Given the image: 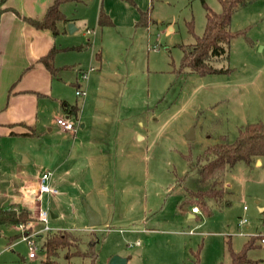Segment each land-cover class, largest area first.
Here are the masks:
<instances>
[{
    "label": "rangeland",
    "instance_id": "obj_1",
    "mask_svg": "<svg viewBox=\"0 0 264 264\" xmlns=\"http://www.w3.org/2000/svg\"><path fill=\"white\" fill-rule=\"evenodd\" d=\"M134 2L73 0L63 5L69 20L57 42L74 48L56 62L69 66L58 73L63 81L78 75L79 87L65 88V97L79 107L72 118L77 135L43 126L37 138L22 140L20 146L35 161L33 172L50 169L54 180L63 178L70 195H44L48 230L39 221L35 227L43 229L41 234L73 231L82 250L94 244L96 264H108L114 255L127 258L126 264H193L197 251L199 264L228 263V247L238 250L250 236H264V156L260 163L240 161L226 168L207 212L199 209L189 218L188 212L177 211V204L189 191L206 188L196 165L206 147L233 142L248 123L264 126V0H246L233 10L230 28L245 33L232 40L228 57L215 63L226 71L206 75L186 71L181 59L185 46L204 31L206 7L219 12L220 0ZM100 6L112 12V25L98 23ZM142 9L150 20L137 26ZM77 89L84 94L75 96ZM56 107L51 105L52 117ZM83 122L96 126L95 132L80 128ZM104 126L110 131L99 130ZM191 128L193 138H187ZM90 143L104 145H98L95 157ZM69 151L68 162L55 168ZM83 200L98 214V226L88 227ZM243 218L246 222L240 223ZM15 227L0 225V264H42V237L33 236L31 259V248ZM247 257L246 264H264L260 238ZM70 263L86 260L73 257Z\"/></svg>",
    "mask_w": 264,
    "mask_h": 264
},
{
    "label": "crops",
    "instance_id": "obj_2",
    "mask_svg": "<svg viewBox=\"0 0 264 264\" xmlns=\"http://www.w3.org/2000/svg\"><path fill=\"white\" fill-rule=\"evenodd\" d=\"M53 1L6 0L5 6L10 8V10L5 11L0 18V208L17 205L29 210L32 214L35 210L38 211L39 207L43 209L41 200L39 202L35 194L37 180L42 173L50 171V187L66 192V194L53 195L44 193L41 198L44 195L67 197L70 193L67 187H63V178L54 180L50 169L32 171L34 168L31 169L30 165H32L31 163L34 165L35 161L25 151L26 147L22 148L20 146L22 140H34L40 134L38 128L40 129L43 126H48L49 131L53 130V126H57L61 133L70 132L74 137L77 135L76 130H63L56 122L57 118L64 116L74 119V117L68 114L70 106H76L79 111L77 102L72 104L65 97V88L68 85H76V88L79 87L78 75L76 73L75 77L68 76V79L63 81V77L58 76V73L61 72V69H66L69 66L56 62L58 55L68 49L74 48V46L70 48L57 42V34L59 32H66L65 22L69 20L65 16L63 5L73 0L64 2L60 6L66 21L58 24L59 32L56 35L47 29H37L23 19L24 17L41 18ZM100 8L111 19L112 12L110 15L105 9L107 7L103 8L100 6L97 20ZM135 17L136 14L134 12L130 13V18ZM52 49L54 50L52 59L54 71H50L39 60L40 57L45 56ZM74 95L78 96L75 91ZM54 103H56L57 107L55 116L52 117L50 114L51 105ZM79 127L84 130L88 127L89 131L95 132L96 126H86V123L83 122L79 124ZM99 130L109 132L110 126H104L102 129L99 128ZM81 136L85 135L81 134ZM98 145L104 147L103 144L98 143ZM98 145L95 146L93 143L89 145L92 148L93 152L91 155L93 157L98 155L96 150L99 147ZM22 152H26L27 156H23L22 160H20ZM107 153L110 152L107 151ZM69 156L70 151L64 157L66 161L64 162L60 158V161L56 162L54 167L62 168L68 162ZM256 162L260 163V160L258 159ZM95 164L97 165L96 161ZM98 170L96 169V171ZM64 174H68L67 169H65ZM80 189L82 193L83 191L86 193L85 189L81 187ZM260 209L262 210V208ZM186 212L189 213V218L196 217L198 213L191 212L190 208H187ZM50 215L53 218L58 216L54 213H50ZM35 221H38L37 218L28 224L27 228L31 227L34 230L32 232L35 235L39 233L38 236L41 237L43 229L41 227L36 228ZM15 228L16 230L19 229L17 226ZM8 240L11 242V239ZM29 258L33 259L35 256Z\"/></svg>",
    "mask_w": 264,
    "mask_h": 264
},
{
    "label": "trees",
    "instance_id": "obj_3",
    "mask_svg": "<svg viewBox=\"0 0 264 264\" xmlns=\"http://www.w3.org/2000/svg\"><path fill=\"white\" fill-rule=\"evenodd\" d=\"M67 1L69 0H54L39 19L28 17L23 19L37 29H47L56 35L59 32L58 24L66 21L60 6ZM245 1L220 0L222 9L219 12H214L206 7V23L202 35L197 37L194 43L185 46L183 50L181 65L186 68V71L199 75L226 71L223 68L216 67L215 63L227 58L232 40L245 33V29L232 30L230 28L233 10L239 3ZM131 2L135 4L133 0ZM5 3L6 0H0V18L5 11L10 10L5 6ZM149 20L148 10H139V19L136 21V25H147ZM98 23L100 25H112L111 19L102 8H100L98 14ZM53 54L54 50L52 49L48 54L39 58L50 71L55 69L52 66ZM77 112L78 108L76 106L68 108V114L74 118L77 116ZM262 156H264V126L261 122L248 123L238 129V134L231 143L221 141L206 147L196 157L198 163L196 165L200 168L201 180L206 188L189 191L188 195L179 201L178 211L185 213L188 207H190V210L192 207H197L207 212V201L217 198L219 190L217 191L216 188H221V178L226 168H230L240 161L249 165ZM34 220L35 217L29 210L17 205L0 208V225H26ZM31 230V227L26 228L27 232H31ZM41 235V250L44 254L42 264H71L70 259L73 257L86 260V263L81 264H96L97 251L94 244H90L86 250H82L80 248L81 238L73 231L56 229L46 231ZM263 237L261 234L250 236L238 250L228 247L229 262H221L220 264H246L250 262L247 257L248 250L255 247L257 238L261 240ZM193 264H199L198 251L194 254Z\"/></svg>",
    "mask_w": 264,
    "mask_h": 264
},
{
    "label": "built area",
    "instance_id": "obj_4",
    "mask_svg": "<svg viewBox=\"0 0 264 264\" xmlns=\"http://www.w3.org/2000/svg\"><path fill=\"white\" fill-rule=\"evenodd\" d=\"M75 93H76V95L81 96V95L84 94V91L77 89L75 91ZM56 122H57L58 126L60 128H62L63 130H75L76 122L73 121L68 116L57 118ZM50 176H51V172L50 171H46V172L42 173L39 176L38 180H37V186H36L35 194H36V198H37V200L39 202L41 200V196L44 193H50V194H53V195L66 194V192L58 191V190L50 187V185H49ZM243 208L246 209L245 206ZM198 211H199V209L197 207H192L191 208V212H198ZM36 218H37L38 221L44 223L45 224V229L48 230L47 223H48V220H49V211L47 209H44V208L42 209V208L39 207L38 211H37V214H36ZM244 222H246V218H243V219L240 220V223H244ZM27 226L28 225H25V224H19L18 225V227H19V229L21 231V240L28 242V244H29V246L31 248V251L29 252V257H33V256H35V254L33 252V244L34 243H33L32 238L35 235V233L27 232L26 231ZM261 241L264 242V237L261 239Z\"/></svg>",
    "mask_w": 264,
    "mask_h": 264
},
{
    "label": "water",
    "instance_id": "obj_5",
    "mask_svg": "<svg viewBox=\"0 0 264 264\" xmlns=\"http://www.w3.org/2000/svg\"><path fill=\"white\" fill-rule=\"evenodd\" d=\"M68 30L69 32H72L74 30V26L72 24L68 25ZM110 68H113V65H111ZM187 138H193V130L192 128L190 129L189 134L187 135ZM83 206L85 209V213L88 219V227L93 228L99 225L100 220L98 214L92 210V208L83 200ZM127 258L121 257L118 255H114L110 258L108 264H126Z\"/></svg>",
    "mask_w": 264,
    "mask_h": 264
}]
</instances>
